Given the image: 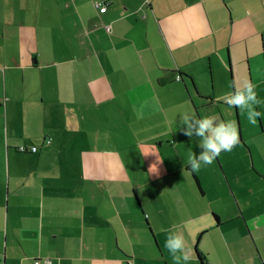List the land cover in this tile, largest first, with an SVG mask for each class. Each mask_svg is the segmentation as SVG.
<instances>
[{
    "label": "crops",
    "instance_id": "obj_1",
    "mask_svg": "<svg viewBox=\"0 0 264 264\" xmlns=\"http://www.w3.org/2000/svg\"><path fill=\"white\" fill-rule=\"evenodd\" d=\"M245 78L264 101V0H0V264H173L174 226L264 264V103L199 172L180 124Z\"/></svg>",
    "mask_w": 264,
    "mask_h": 264
},
{
    "label": "clouds",
    "instance_id": "obj_2",
    "mask_svg": "<svg viewBox=\"0 0 264 264\" xmlns=\"http://www.w3.org/2000/svg\"><path fill=\"white\" fill-rule=\"evenodd\" d=\"M231 87L232 91L218 96L217 100L238 108L241 115L246 113L249 123L255 125L262 116V113L256 109L264 103L258 98L257 85L245 78L240 82H234ZM180 124L183 126L181 130L185 136L196 137L199 140L201 151L198 155L190 151L187 158V163L193 172H199L202 167L212 165L222 152H232L240 143L235 121H219L212 116L198 117L186 111L180 114ZM187 227L188 222H185L184 228ZM164 247L168 250L173 264H188L193 258L192 249L178 226L168 229Z\"/></svg>",
    "mask_w": 264,
    "mask_h": 264
},
{
    "label": "rangeland",
    "instance_id": "obj_3",
    "mask_svg": "<svg viewBox=\"0 0 264 264\" xmlns=\"http://www.w3.org/2000/svg\"><path fill=\"white\" fill-rule=\"evenodd\" d=\"M208 86H209L208 88L210 91L211 85L208 84ZM217 92L219 93V95L223 94L220 88ZM204 101L206 100H202V99L195 100V104H193V112L195 113V115L197 114L199 115V117H201L200 114H202L203 117L212 116V117H215L219 121H223L222 115L227 111V108H229V106L219 100H216L211 104L206 103ZM195 108L198 110H196Z\"/></svg>",
    "mask_w": 264,
    "mask_h": 264
},
{
    "label": "built area",
    "instance_id": "obj_4",
    "mask_svg": "<svg viewBox=\"0 0 264 264\" xmlns=\"http://www.w3.org/2000/svg\"><path fill=\"white\" fill-rule=\"evenodd\" d=\"M95 6L101 13L107 12V9H108V3L107 2L98 1V2H96ZM105 28L107 29V31H110L109 26L105 27ZM48 143H50V142L48 141ZM22 151H26V149H22ZM31 151H32V153H36V152H38V148L33 147Z\"/></svg>",
    "mask_w": 264,
    "mask_h": 264
},
{
    "label": "trees",
    "instance_id": "obj_5",
    "mask_svg": "<svg viewBox=\"0 0 264 264\" xmlns=\"http://www.w3.org/2000/svg\"><path fill=\"white\" fill-rule=\"evenodd\" d=\"M199 260H200L201 264H204V263H203L202 256L199 257Z\"/></svg>",
    "mask_w": 264,
    "mask_h": 264
}]
</instances>
